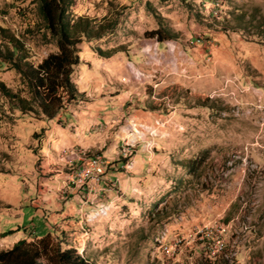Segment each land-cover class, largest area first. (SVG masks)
I'll return each instance as SVG.
<instances>
[{"label": "rangeland", "instance_id": "374dc122", "mask_svg": "<svg viewBox=\"0 0 264 264\" xmlns=\"http://www.w3.org/2000/svg\"><path fill=\"white\" fill-rule=\"evenodd\" d=\"M65 4L100 36L78 34L80 96L52 120L0 91V250L50 234L94 264H264V0ZM0 28L35 65L57 52L37 0H0ZM0 83L29 97L3 59Z\"/></svg>", "mask_w": 264, "mask_h": 264}, {"label": "trees", "instance_id": "16d2710c", "mask_svg": "<svg viewBox=\"0 0 264 264\" xmlns=\"http://www.w3.org/2000/svg\"><path fill=\"white\" fill-rule=\"evenodd\" d=\"M38 11L44 22V29L55 40L57 52L49 53L38 64L29 61V55L20 41L6 29L0 28V59L9 63L20 75L29 97L12 93L3 83L0 91L10 104L24 113L41 114L52 120L64 108L73 103L80 94L71 80L73 70L79 66V51L76 44L78 34L84 37H99L93 30L92 22L79 17L70 22L66 19L65 0H37ZM96 34V35H95ZM159 35L157 31L150 33ZM101 57H109L99 51ZM197 160L188 161V168H194ZM6 236L1 234L0 238ZM0 264H94L75 248L62 249L50 234L37 240L16 242L8 250H0Z\"/></svg>", "mask_w": 264, "mask_h": 264}, {"label": "built area", "instance_id": "2783aa9c", "mask_svg": "<svg viewBox=\"0 0 264 264\" xmlns=\"http://www.w3.org/2000/svg\"><path fill=\"white\" fill-rule=\"evenodd\" d=\"M105 167L106 166L104 165L101 157L96 156V158H89L88 160H85L77 172V183L80 187H82L85 184V181L89 179L93 180L101 178L105 173ZM182 240L183 239H180V241H171L169 244L163 243L160 250H165L167 260L176 257V252L179 251V243H182ZM214 248L215 250L213 251V254L216 252L217 248H220V246L217 244ZM178 264H181L179 260Z\"/></svg>", "mask_w": 264, "mask_h": 264}, {"label": "bare ground", "instance_id": "6f19581e", "mask_svg": "<svg viewBox=\"0 0 264 264\" xmlns=\"http://www.w3.org/2000/svg\"><path fill=\"white\" fill-rule=\"evenodd\" d=\"M218 252H219V251H218ZM220 252H221V251H220ZM215 253H216V252H215ZM215 253H214V254H215ZM217 255H218V253H217Z\"/></svg>", "mask_w": 264, "mask_h": 264}]
</instances>
